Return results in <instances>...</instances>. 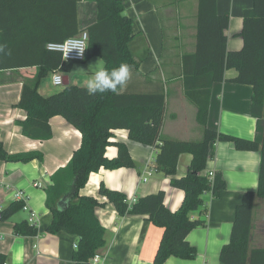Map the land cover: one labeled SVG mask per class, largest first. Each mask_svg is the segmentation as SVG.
<instances>
[{
  "label": "trees",
  "instance_id": "16d2710c",
  "mask_svg": "<svg viewBox=\"0 0 264 264\" xmlns=\"http://www.w3.org/2000/svg\"><path fill=\"white\" fill-rule=\"evenodd\" d=\"M79 0H0V43L13 50L18 58L5 60L0 54V70L37 66L35 78L22 83L15 106L22 109L25 119L18 120L23 135L38 140L51 137L50 117L61 115L81 133V142L67 161L51 175L46 186L45 205L51 220L47 233L65 232L76 241L71 259L74 264H91V258L104 243V227L95 209L101 205L97 198L81 194L92 172L101 167L116 169L132 167L133 161L125 143L112 142L113 130L125 129L128 138L156 149L154 167L170 177L172 187L184 192L176 210L169 209L164 190L145 194L129 205L126 194L108 188L102 181L98 194L111 201L119 215H147V221L163 228L162 237L152 264H163L169 256L192 259L196 248L186 240L188 232L204 225L206 219H191L189 212L204 204L203 196L217 197L226 187L220 171L214 172L210 182L203 174L214 141H231L239 150L258 151V183L255 191H246L235 207L230 240L219 253L222 264H264V247L250 248L252 207L256 196L264 197V0H253L243 9L242 46L227 49L226 28L229 15L217 11L216 0H198L195 51L182 56L183 88L186 98L196 107V121L203 127L199 140H177L162 136L165 112V92H107L89 95L85 86L67 84L50 95L38 91L40 78L49 70L66 71L73 61H64L58 52L46 49L50 41H62L76 35ZM96 4V20L85 28L88 32L83 61L98 57L111 70L121 63L136 69L146 58L148 45L140 57L132 47L135 34L131 19L124 13L123 0H91ZM19 53V54H18ZM82 62V61H81ZM234 68L236 75L229 79L252 87L250 114L262 121V140L242 138L207 126L211 86L224 80L226 69ZM117 147L115 157L105 155L109 145ZM192 155L187 171L176 176L178 156ZM39 151L8 153L0 141V159L27 162L41 159ZM23 207L15 200L1 210V220L10 218ZM15 234L33 235L37 228L26 220L16 222ZM5 261L0 254V264Z\"/></svg>",
  "mask_w": 264,
  "mask_h": 264
},
{
  "label": "crops",
  "instance_id": "0c3cea01",
  "mask_svg": "<svg viewBox=\"0 0 264 264\" xmlns=\"http://www.w3.org/2000/svg\"><path fill=\"white\" fill-rule=\"evenodd\" d=\"M216 2L218 13L229 15V25L225 30L227 49H240L243 43L239 35L243 9L251 6L253 0ZM123 5L135 34L132 40L134 54L140 57L146 45L148 53L139 66L132 69L130 79L120 91H164L166 104L162 136L177 140L201 139L203 127L196 121V107L184 94L181 62L183 55L195 51L198 0H123ZM96 13L94 1L79 0V29L93 23ZM10 53L3 54L5 60L18 59L9 58L15 55L13 50ZM91 58L95 60L94 74L100 58ZM87 60L72 62L66 71L56 70L63 77L61 85L67 80V84L86 87L90 75L76 82L80 76L74 71L76 64H85ZM83 68L88 67L84 65ZM38 69L37 66H27L0 70L2 147L8 153L39 151L42 154L41 159L27 162L0 159V207L19 200L17 193L25 197L21 209L10 218L0 220V254L4 255L8 264H74L71 259L76 243L74 237L65 232L44 231L51 220V213L45 205V188L51 183L53 172L64 166L79 147L81 133L64 117L54 115L49 119L52 132L49 139H32L22 134L17 121L25 119V113L15 105L23 81L35 78ZM54 72L49 70L38 83V91L44 96L50 95L53 86H60L52 82ZM235 75L234 68L226 69L224 80L212 84L206 124L215 130L261 142L262 121L250 114L252 87L231 82L229 79ZM111 141L126 144L133 166L116 169L101 167L90 174L80 190L81 194L91 195L101 202L95 214L105 229V243L97 253L104 256L107 264H152L163 228L147 221V215H119L113 203L98 194L99 184L102 181L108 188L126 194L129 205L140 196L164 190V202L173 211L180 206L184 192L172 187L170 177L154 167L156 149L153 146L130 140L125 129L113 130ZM116 154L115 145L107 146V157L112 158ZM191 159L192 155L188 152L178 156L176 176L186 173ZM259 161L258 151L239 150L231 141L210 144V154L202 173L220 171L226 187L217 197L204 194V204L189 212L191 219H206L204 225L192 228L186 235L189 244L196 248V256L192 259L169 256L163 264H222L219 253L230 240L235 207L246 191L257 189ZM147 170H151L150 175L144 173ZM142 175H147L146 180L140 179ZM31 216L37 228L36 234H15L14 224L22 220L28 222ZM249 247H264V197L256 196L253 201Z\"/></svg>",
  "mask_w": 264,
  "mask_h": 264
},
{
  "label": "clouds",
  "instance_id": "9594fccd",
  "mask_svg": "<svg viewBox=\"0 0 264 264\" xmlns=\"http://www.w3.org/2000/svg\"><path fill=\"white\" fill-rule=\"evenodd\" d=\"M7 45L0 43V54L10 55V50H7ZM77 50L82 55L85 48L72 46L67 49L66 54L71 50ZM99 65L93 75L86 80V91L89 95L104 94L111 92L113 94H119V91L124 88L131 76V65L127 63H121L118 67H114L111 70L104 66L102 59L98 60ZM57 82H61V77L57 78Z\"/></svg>",
  "mask_w": 264,
  "mask_h": 264
},
{
  "label": "built area",
  "instance_id": "2783aa9c",
  "mask_svg": "<svg viewBox=\"0 0 264 264\" xmlns=\"http://www.w3.org/2000/svg\"><path fill=\"white\" fill-rule=\"evenodd\" d=\"M87 41H88V32L86 29L80 30L76 35L70 36L65 38L62 41H50L46 44V49L50 51H55L58 52L61 55L62 60L64 61H73V62H81L85 58L86 54V47H87ZM72 46H77L85 48L82 55L78 53L77 50L73 49L66 54L67 49ZM61 77V82H57V78ZM52 82L54 85H61L63 82V77L62 75L55 71L52 75ZM147 175H150L151 170H147L146 172ZM146 175V176H147ZM146 176L142 175L140 177L141 180H146ZM214 177V171H209L208 172V179L211 182ZM19 197V200L24 202V196L20 195L19 193L16 194ZM2 207H0V214H1ZM1 220V217H0ZM33 216L29 218V223L34 224L33 222ZM74 247H76V243H74ZM2 264H8L7 261H4ZM91 264H107L105 261L104 256L96 253L93 255L91 258Z\"/></svg>",
  "mask_w": 264,
  "mask_h": 264
},
{
  "label": "rangeland",
  "instance_id": "374dc122",
  "mask_svg": "<svg viewBox=\"0 0 264 264\" xmlns=\"http://www.w3.org/2000/svg\"><path fill=\"white\" fill-rule=\"evenodd\" d=\"M93 58H90L88 59L85 64L84 63H80V64H76V70L74 71L76 74H78V76H80L78 79H76V82L77 80L80 81L86 77V76H91L93 74V68H94V61L95 60H92ZM94 59H98V58H94ZM150 63V62H149ZM84 65H87V69L86 68H83ZM85 70H87L88 72L85 73ZM46 77V74L44 76H42L40 78V81ZM45 83V82H44ZM64 85H60V86H53L52 89H50L49 93L52 94L53 92H57V91H60L62 88H63ZM48 93V94H49ZM4 98H6V96H4Z\"/></svg>",
  "mask_w": 264,
  "mask_h": 264
},
{
  "label": "water",
  "instance_id": "95a60500",
  "mask_svg": "<svg viewBox=\"0 0 264 264\" xmlns=\"http://www.w3.org/2000/svg\"><path fill=\"white\" fill-rule=\"evenodd\" d=\"M63 85H67V80L64 81Z\"/></svg>",
  "mask_w": 264,
  "mask_h": 264
}]
</instances>
